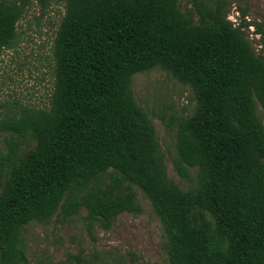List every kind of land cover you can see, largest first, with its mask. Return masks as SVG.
I'll return each instance as SVG.
<instances>
[{
	"label": "trees",
	"instance_id": "obj_1",
	"mask_svg": "<svg viewBox=\"0 0 264 264\" xmlns=\"http://www.w3.org/2000/svg\"><path fill=\"white\" fill-rule=\"evenodd\" d=\"M33 2L62 4L47 106L15 101L0 117V264H30L31 222L87 214L89 229L139 213L137 188L161 220L169 264H264V56L226 0H0V58L20 44ZM263 32L259 23H255ZM153 68L189 85L169 176L155 124L132 89ZM23 145L24 147H22ZM88 264L80 252L70 264ZM136 264H151L136 261Z\"/></svg>",
	"mask_w": 264,
	"mask_h": 264
},
{
	"label": "rangeland",
	"instance_id": "obj_2",
	"mask_svg": "<svg viewBox=\"0 0 264 264\" xmlns=\"http://www.w3.org/2000/svg\"><path fill=\"white\" fill-rule=\"evenodd\" d=\"M193 1L180 0V5L185 10L193 7ZM226 1L229 19L239 24L245 13L246 20L253 23L244 30L256 52L264 56V0ZM63 13L62 4L42 10L33 2L19 21V46L5 50L0 58V117L14 107L16 100L41 107L49 104L53 87L52 45ZM256 22L263 32H259ZM132 89L138 103L154 121L169 176L184 188L192 186L194 171L191 177H182L173 163L178 118L191 115L196 106L191 87L167 71L153 68L134 74ZM258 112L264 121L261 105ZM11 139L10 134L0 132V155ZM137 192L141 212L125 211L109 228L96 224L90 230L85 209L67 221L54 216L48 223L34 221L25 226L22 238L30 264H70L80 252L88 264H136V261L169 264L163 249L161 220L150 200L139 188Z\"/></svg>",
	"mask_w": 264,
	"mask_h": 264
}]
</instances>
